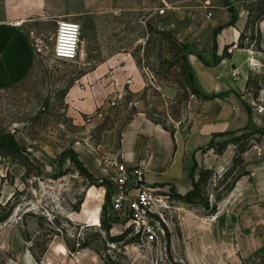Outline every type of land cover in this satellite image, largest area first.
Here are the masks:
<instances>
[{"label":"rangeland","instance_id":"374dc122","mask_svg":"<svg viewBox=\"0 0 264 264\" xmlns=\"http://www.w3.org/2000/svg\"><path fill=\"white\" fill-rule=\"evenodd\" d=\"M214 1L243 2L254 9L264 3ZM151 28L154 32L145 44L134 49L142 77L134 85L127 83L126 74L104 79L87 75L80 59L55 61L53 20L44 22L33 38V73L23 85L0 92V167H24L18 179L16 171L5 172L3 190L13 196L0 201L1 215L10 214L0 223V264H27L29 254L34 264H264V110L259 112L264 101L255 96L263 86L261 76L251 87L256 100L255 106L249 105L248 127L211 145L215 151L230 148L231 163L223 172L207 174L201 198L194 197L191 203L171 188L138 185L100 147L103 132L120 133L139 114L170 131L181 124L187 127L193 103L199 100L179 91L176 83L183 78L178 51L159 35L161 30ZM247 43L245 39L242 44ZM87 83L92 91L72 94ZM170 87L177 90L174 98L164 95ZM90 94L99 106L81 116V101H95ZM20 130L27 136V146L12 142ZM77 147H86L97 157L104 172L101 178L83 166ZM236 159L239 173L250 175L219 201L222 192L213 191L215 179ZM211 206H216L215 213ZM63 251L66 256L60 254Z\"/></svg>","mask_w":264,"mask_h":264},{"label":"crops","instance_id":"0c3cea01","mask_svg":"<svg viewBox=\"0 0 264 264\" xmlns=\"http://www.w3.org/2000/svg\"><path fill=\"white\" fill-rule=\"evenodd\" d=\"M64 19L77 21L82 27L80 61L86 64L87 75L104 79L126 74L128 84L140 83L141 69L134 49L145 44L155 26L187 48L194 86L209 98L193 103L187 127L181 124L174 134L145 114L135 116L120 133L113 129L103 132L100 147L105 155L128 170L140 169L146 185L171 188L181 197L194 190L203 171L220 173L228 167L233 158L231 149L218 155L211 145L248 127L249 105L256 100L248 91L250 79L263 78L257 100L264 101V20L247 29L249 11L243 2L0 0V92L23 85L33 73V38L43 23ZM17 22L23 25L16 27ZM242 35L249 44H242ZM85 91H92V85L75 88L72 94ZM164 95L174 98L177 90L165 88ZM90 96L95 101H81V116L99 106L97 97ZM14 138L20 146L29 144L24 131H17ZM27 150L34 153L30 147ZM75 152L91 175L103 176L99 160L88 148L77 147ZM12 170L17 179L24 175V167H0L1 202L13 196L9 189L3 190L5 172ZM29 255L27 264H34Z\"/></svg>","mask_w":264,"mask_h":264},{"label":"trees","instance_id":"16d2710c","mask_svg":"<svg viewBox=\"0 0 264 264\" xmlns=\"http://www.w3.org/2000/svg\"><path fill=\"white\" fill-rule=\"evenodd\" d=\"M249 11V22H248V26L247 29L251 28L253 25H255L256 23L264 20V3L261 7L259 8H247ZM153 29L150 28L149 33H153ZM159 35L164 36L165 39H167L171 45V49H173L174 51H178V54L176 56V58L178 59L177 61L180 63L181 62V74H180V78H183V81H177L176 85L179 89V91H188L191 95H193L194 97L200 99V100H209L208 97L203 96L199 93V91H197V89L194 86V81H193V75L190 72L188 65H187V48L178 43L171 34H168L166 32H160ZM245 39V36L242 35L241 37V41H243ZM180 59V60H179ZM254 84V80L250 79L249 84H248V91L251 92V87ZM261 88H257L256 94L255 96L257 97L259 92H260ZM249 111H251L249 109ZM251 113V112H250ZM158 124V123H157ZM165 129H167L165 126H163ZM168 130V129H167ZM172 134H174V131H172ZM13 144L18 147L16 141L13 139L12 140ZM224 148L222 149H216V152L218 155H221L223 153ZM24 159L27 161L28 164L31 165V160L28 156H25ZM24 166L27 168V172H28V164L24 163ZM214 175V172L211 171H203L200 177L199 182L194 183V190L189 193L188 195H186L185 197H180L181 200L184 201H188L189 203H191L192 199L194 197L197 198H201V189L200 186L204 183L203 178L207 175L210 174ZM250 175V173L248 171L244 172V173H239V169H238V159L234 160L233 165L222 175V177L220 178H216L215 182H214V187H213V191L214 192H222V194L219 197V201L222 200L221 198L223 197L224 194L226 193H230L234 190L236 184L245 176ZM91 176V175H90ZM92 177V176H91ZM152 188H155L154 186H152ZM10 203L7 204V206L9 207ZM205 208L209 209V205L205 204ZM216 212V206H211V213H215ZM10 214L7 213L5 215H1L0 213V223L6 221V219H8L10 216Z\"/></svg>","mask_w":264,"mask_h":264},{"label":"built area","instance_id":"2783aa9c","mask_svg":"<svg viewBox=\"0 0 264 264\" xmlns=\"http://www.w3.org/2000/svg\"><path fill=\"white\" fill-rule=\"evenodd\" d=\"M16 27L23 25V22L14 24ZM33 34V33H32ZM82 39V27L74 20H58L56 21V29L53 37L52 57L55 61L60 62H76L80 59V48ZM251 106H255V100L250 102ZM264 107L259 106V112H263ZM256 111V109L254 110ZM114 165L123 172L126 177H129L138 185L143 186L145 183L142 178L140 169L128 170L121 166L118 162ZM152 194H150L151 196ZM147 194L144 193L143 201H146ZM135 208H138L136 206Z\"/></svg>","mask_w":264,"mask_h":264},{"label":"bare ground","instance_id":"6f19581e","mask_svg":"<svg viewBox=\"0 0 264 264\" xmlns=\"http://www.w3.org/2000/svg\"><path fill=\"white\" fill-rule=\"evenodd\" d=\"M95 223H96V220H93L92 223H91V225H95Z\"/></svg>","mask_w":264,"mask_h":264}]
</instances>
